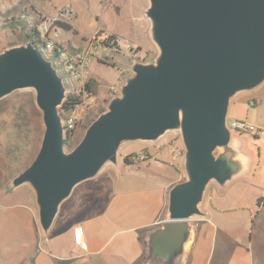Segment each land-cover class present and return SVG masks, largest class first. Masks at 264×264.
Listing matches in <instances>:
<instances>
[{
  "label": "water",
  "instance_id": "95a60500",
  "mask_svg": "<svg viewBox=\"0 0 264 264\" xmlns=\"http://www.w3.org/2000/svg\"><path fill=\"white\" fill-rule=\"evenodd\" d=\"M147 14L159 54L133 64L120 96L70 153L59 114L67 90L57 69L31 43L0 54V100L34 89L45 125L35 160L11 187L30 188L47 232L73 189L115 165L122 145L177 132L187 179L169 192L166 219L149 232L142 264H180L209 185L224 189L244 171L226 116L236 96L264 83V0H149Z\"/></svg>",
  "mask_w": 264,
  "mask_h": 264
},
{
  "label": "rangeland",
  "instance_id": "374dc122",
  "mask_svg": "<svg viewBox=\"0 0 264 264\" xmlns=\"http://www.w3.org/2000/svg\"><path fill=\"white\" fill-rule=\"evenodd\" d=\"M34 2L47 7V17L59 15L69 8L76 11L73 24L78 33H63L61 41L65 46L69 47V41L79 45L80 39H91L96 31L110 37V41L104 44L91 66L89 81H96L97 90L88 92V96H80L82 102L78 108L68 111L59 108L64 126L70 117L76 122L71 145L65 146L64 150L65 153H70L81 143L93 121L108 110L112 99L120 96L122 86L134 74L133 64L149 63L159 54L147 14L149 0H19L16 9L12 7L11 10H7V4H12L9 0H0V54L14 46L29 43L26 38L34 26L38 28L44 41L40 18L33 20L30 13L25 12ZM25 23L29 24L28 28L22 26ZM40 51L53 65L50 50ZM58 63L57 74L67 90L72 81L60 61ZM65 96L68 94L65 93ZM254 102L260 104L257 106L259 109L252 107ZM263 109L264 83L252 91L239 94L230 103L226 124L232 134V143L240 152L239 159L244 171L228 187L222 189L213 183L205 193L202 206L205 211L215 209L211 213L210 223L219 230L216 233L217 246L212 251V256L222 249L220 241L226 236L235 244L233 246L242 248L247 261L249 257L252 258L250 253L264 243V135L259 134L264 128H258L252 122L254 117L261 115ZM237 121L254 125L256 132L251 134L234 130L232 124ZM44 132L43 113L37 106L34 89L17 90L0 100V156L6 167L19 171L17 176L35 160ZM184 153L180 135L173 131L165 133L156 142H126L118 153L115 165L108 164L97 177L86 180L73 189L70 197L61 205L52 227L47 232L44 231L43 249H46L49 240L60 242L59 231L64 228L65 217L73 216L78 221L84 219L87 213H101L109 203L125 205L128 201L134 206L130 213L138 216L132 212L140 210L146 195L157 196L167 191L170 185L173 189L187 179ZM130 155L134 156V165L124 163V158ZM137 156H143L144 159L138 160ZM147 162L152 165L148 167ZM155 162L162 164L155 165ZM23 189L34 200L30 188L26 186ZM129 192L134 195L126 196ZM87 205L92 209L86 210ZM163 216L165 217L161 220L166 219V214ZM147 219L153 220L151 215ZM135 226L136 229L129 228L133 235L139 237L148 233L151 228L140 219H137ZM62 245L66 248L69 246L65 239Z\"/></svg>",
  "mask_w": 264,
  "mask_h": 264
},
{
  "label": "crops",
  "instance_id": "0c3cea01",
  "mask_svg": "<svg viewBox=\"0 0 264 264\" xmlns=\"http://www.w3.org/2000/svg\"><path fill=\"white\" fill-rule=\"evenodd\" d=\"M9 1L12 4H7V10L12 7L16 9L19 0ZM25 12L30 13L33 20L48 15L47 7L35 2ZM74 27L77 32L75 25ZM80 40L79 45L70 41L67 45L81 48L83 39ZM259 105L257 102L252 103L255 109ZM261 111V115L252 120L258 128H264V109ZM262 131L259 134L264 135ZM146 165L150 167L152 163L147 162ZM17 173L19 171L6 167L0 156V264H142L147 250L146 238L150 231L164 221L161 219L168 210L169 192L172 190L170 185L167 191L163 190L157 196L146 195L141 205L139 203L140 210L132 212L138 216L130 213L134 206L128 201L125 205L109 203L101 213H87L84 219L78 221L73 216L65 217L64 228L59 231L60 242L49 240L46 249H43L44 232L40 227L35 198L33 200L24 191L26 185L16 189L11 187ZM131 195L134 194L129 192L126 196ZM210 207L213 206L210 204ZM88 209H92L90 205H87L86 210ZM213 211V208L205 211L202 206L203 216L194 221L193 231L180 264H264V243L255 252L252 246V258L249 257L247 261L242 248L233 246L235 244L227 236L220 241L222 249L212 256V251L217 246L216 233L219 231L210 223ZM150 215L153 220L147 219ZM137 219L144 220L145 225L148 224L153 229L150 228L142 237L133 235L131 228H137ZM64 239L69 244L67 248L62 245Z\"/></svg>",
  "mask_w": 264,
  "mask_h": 264
},
{
  "label": "built area",
  "instance_id": "2783aa9c",
  "mask_svg": "<svg viewBox=\"0 0 264 264\" xmlns=\"http://www.w3.org/2000/svg\"><path fill=\"white\" fill-rule=\"evenodd\" d=\"M76 14L73 8H69L54 17H40L41 27L45 34L44 45L41 50H50V54L53 55V66L58 70L56 63L59 64L60 61L66 71L65 73L72 81L65 93L80 97L89 95L85 85L91 77L92 62L104 47V44L110 41V37L96 31L91 39L82 40L83 46L81 48H77L75 45L72 47L65 46L61 41V35L66 32L63 25L71 28L69 32H75L73 20ZM63 56H66L65 59H63ZM75 127V119L73 117L68 118L64 126L66 132L74 130ZM232 128L242 133L250 132L253 134L256 132L254 126L242 121L234 122ZM262 133L264 134V131ZM137 159L143 160L144 158L139 156ZM80 244L84 246L81 241Z\"/></svg>",
  "mask_w": 264,
  "mask_h": 264
},
{
  "label": "trees",
  "instance_id": "16d2710c",
  "mask_svg": "<svg viewBox=\"0 0 264 264\" xmlns=\"http://www.w3.org/2000/svg\"><path fill=\"white\" fill-rule=\"evenodd\" d=\"M14 22V21H13ZM19 24V23H18ZM21 24V23H20ZM22 26H25L28 28L29 24L28 23H25L24 25ZM63 28L66 32H69L71 30L70 27L68 26H64L63 25ZM111 39H114L113 36H111ZM26 41L33 44L37 49L41 50L43 48V40L41 39L40 37V33L39 31L37 30V27L34 26L30 29V34L27 35V38H26ZM86 89L89 91V92H95L97 90V83L95 80H91L89 81L86 85H85ZM81 99L80 97H76V96H73V95H68L65 100H64V103L62 104L61 106V110H72L74 108H78L80 105H81ZM74 130H70L68 131V137L67 139L65 140V146L69 147L71 145V136H72V133H73ZM139 157V156H137ZM136 157V158H137ZM134 156L132 157V155L130 156H127L124 158V163L126 165H134Z\"/></svg>",
  "mask_w": 264,
  "mask_h": 264
}]
</instances>
